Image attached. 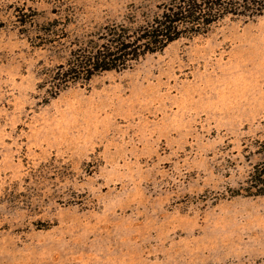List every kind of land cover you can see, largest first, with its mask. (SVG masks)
<instances>
[{"label":"rangeland","instance_id":"1","mask_svg":"<svg viewBox=\"0 0 264 264\" xmlns=\"http://www.w3.org/2000/svg\"><path fill=\"white\" fill-rule=\"evenodd\" d=\"M161 1L0 0V264H264V196L236 194L264 142V16L47 98L74 43Z\"/></svg>","mask_w":264,"mask_h":264},{"label":"trees","instance_id":"2","mask_svg":"<svg viewBox=\"0 0 264 264\" xmlns=\"http://www.w3.org/2000/svg\"><path fill=\"white\" fill-rule=\"evenodd\" d=\"M57 6L66 0H53ZM264 16V0H162L156 10L140 20L133 16L121 23L104 26L89 38L71 46L65 61L44 72L47 98L56 97L69 85H83L102 72L132 69L146 55L161 52L170 43L204 35L225 18L244 22ZM26 25L24 20H18ZM57 21H49L41 33L49 36ZM42 86V87H43ZM257 153L260 162L253 165L240 190L244 196H264V142Z\"/></svg>","mask_w":264,"mask_h":264}]
</instances>
